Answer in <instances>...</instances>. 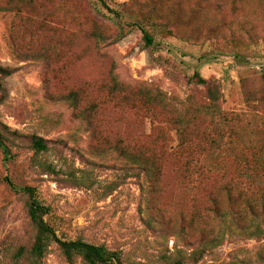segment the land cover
I'll return each mask as SVG.
<instances>
[{"label":"rangeland","instance_id":"obj_1","mask_svg":"<svg viewBox=\"0 0 264 264\" xmlns=\"http://www.w3.org/2000/svg\"><path fill=\"white\" fill-rule=\"evenodd\" d=\"M106 2L121 15L99 0H0V66L15 68L0 101V124L14 133L9 161L0 150V264H16L12 254L35 235L27 195L7 178L34 187L60 237L122 250L128 264H163L175 245L194 247L192 219L215 185L231 182L242 199L264 191V0ZM143 28L154 38L149 47ZM196 72L218 88L216 112L203 114L211 101ZM141 88L162 104H145ZM72 89L88 115L64 99ZM180 122L188 130L181 142ZM197 130L211 144L198 142ZM33 136L47 149L34 150ZM119 138L157 151L160 176L151 180L115 150ZM186 156L252 178L232 169L230 179L211 172L200 183L186 175ZM44 259L85 264L54 243ZM246 263L264 264V238L226 235L183 264Z\"/></svg>","mask_w":264,"mask_h":264},{"label":"trees","instance_id":"obj_2","mask_svg":"<svg viewBox=\"0 0 264 264\" xmlns=\"http://www.w3.org/2000/svg\"><path fill=\"white\" fill-rule=\"evenodd\" d=\"M99 1L115 16L121 15L120 11L111 8L107 4L106 0ZM24 6L16 7L15 9L20 12ZM142 31L145 46H151L154 41L153 35L144 28ZM41 58L47 61L50 59V56L45 53L41 55ZM14 71L15 68L9 66H0V101L6 95L4 79ZM195 75L197 83L206 85L208 97L211 101L210 103L203 104V114L216 112L219 99L218 88L213 83L200 76L199 73L196 72ZM140 94H142L144 99L146 98L144 100L145 104L152 105L155 103V101H157L158 104H162V99L158 94L153 96L147 90L142 88L140 89ZM64 99L70 101L72 106L78 110V113H80L82 116H86L87 110L80 109L78 103V91L76 89L70 90L64 96ZM92 110L93 106H90L88 108L89 114ZM223 118L225 117L223 116ZM182 123L183 122L179 123L180 126L177 129L180 142L182 139H185L186 135L188 134V130H186L187 128L185 129V126ZM199 132L204 131L197 130L196 138L200 139L202 136L198 142L201 140L209 142L206 140L209 138V136L203 133L198 134ZM13 134L14 133H11L6 128V126H2L0 124V150L2 151L4 161H9L12 156L10 146ZM211 141H214V139ZM182 144L186 145L187 141L184 140ZM113 145V148L117 150L122 156L136 163L138 168L143 170L144 174L151 177V180L152 178H158L162 173V168L158 163L159 155L157 154V151L150 148L149 146L138 147L139 145H137L136 148L131 149L121 138L115 140ZM32 147L34 150L39 152L46 150L47 144L43 138L33 136ZM193 151L195 150H192L193 154L197 153V151ZM201 152L202 150L199 151V153ZM224 152H226V150H224ZM188 157L189 156H186V160L183 162V165L185 166V173L188 176H192L194 173H197V177H200L199 182L201 179H208V175L211 172H219L221 173L222 177H228V174L232 169L235 173H242V176L245 177L246 180L252 178L243 169L241 170V167L239 166L234 165L232 168H230L220 164H214L219 163L218 161H213L214 163L209 164L208 166H196L193 164L195 163L194 160H189ZM6 180L11 187L14 189H19L27 195L26 206L28 217L32 227L35 230V235L32 242L29 245L18 246L12 254L11 257L14 259L16 264H46L44 258L46 257L47 252L53 243L58 246L62 255L70 262H73L76 258H80L85 264H128V262H126L124 259L122 250L109 249L104 244H94L81 238L64 239L60 237L55 229L46 220V215L49 213L50 208L39 200V198L36 196L34 187H17L8 178ZM232 191L233 188L231 182H224L215 185L214 189L212 190L213 194L211 197L209 194L207 203L201 207L202 209H199L195 212V216L191 222L195 232H199L200 239L197 240L195 246L189 251H186L185 248L175 245V251L173 253L166 254L163 252L160 255L163 264H183L186 261L196 262L203 256L205 250L210 247L222 244L226 239V235L258 239L264 238V191L261 193V195L252 199H242L240 191H238V193H233ZM239 198L242 200L240 204L238 203ZM211 219L214 220V223H212ZM153 221L155 220H153L151 216L147 217L146 219L147 225L150 226L153 225ZM260 258H262V255H260ZM129 264L147 263L134 261L130 262Z\"/></svg>","mask_w":264,"mask_h":264}]
</instances>
